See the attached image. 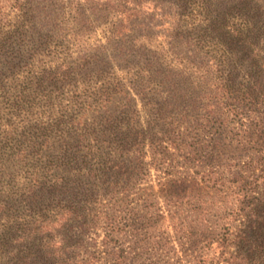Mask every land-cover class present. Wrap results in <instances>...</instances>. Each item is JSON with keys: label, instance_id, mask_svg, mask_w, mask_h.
Segmentation results:
<instances>
[{"label": "rangeland", "instance_id": "obj_1", "mask_svg": "<svg viewBox=\"0 0 264 264\" xmlns=\"http://www.w3.org/2000/svg\"><path fill=\"white\" fill-rule=\"evenodd\" d=\"M154 1H157V8L146 3L138 9L134 0H0V82L6 87L14 83L25 87L28 79L42 71L53 72L60 65L72 69L69 78L63 81L55 78L44 85L31 87L33 99L27 103L31 106L27 115L25 111L12 110L10 98L3 96L0 90V128L9 129V124L18 128L12 140L7 141L8 145L32 136L36 138L40 121L34 120L44 119L53 108L66 110V121L82 116L87 127L96 120L103 129V118H116L122 110L128 116L135 111L139 122L145 125L158 111V105L178 91L176 86L168 88L173 90L170 94L153 89L137 96L132 91L138 86L133 76L142 60L140 56L142 53L147 55V50L162 55L164 63L173 62L171 65L177 71L184 68L186 76L175 81L180 88L201 82L218 85L234 79L235 83L245 84L250 80L244 63L240 70L229 61L231 54L227 53L225 42H229L234 28L251 26L264 18L259 15L260 10L244 17L243 12L239 14L238 5L227 6L215 14L214 31L207 27L205 31L204 26L191 30L189 23L200 9V0H190L186 11L173 6L174 0ZM259 4L261 0L254 5ZM121 19L128 26L123 37L117 42H107L105 36L112 24ZM140 24L148 29L142 30ZM174 26L179 35L171 34ZM257 48H264V33L259 36ZM81 64L85 65L86 71L79 69ZM117 79H123L127 94L114 95L106 109L94 107L97 89L110 86ZM44 96L50 101L45 102ZM128 97L134 100H126ZM259 113L263 116L264 108ZM240 124L231 122L227 127L219 128L212 122L203 132H187L178 143V149H167L161 167L151 165L146 168L130 191L120 193L114 199L101 198L96 211L124 229L119 235L120 243L134 256L133 264H199L206 238L219 225L229 221L235 208L231 196L221 198L210 189L211 183L204 180L217 170L218 165L242 163L248 155H259L264 149V138L257 136V130L241 132L242 138H238ZM57 139H51V142L56 144ZM35 140L40 142L38 138ZM194 142H198L196 148L191 145ZM33 152L27 150L26 162L19 164L16 160L5 161L11 150L0 151L3 158L0 203L7 211L0 215V235L7 232L6 218L11 214H25L26 204L22 203L18 209L14 205L22 192L19 187L23 177L35 165L36 158L31 159ZM50 155L49 158L57 156L54 152ZM114 156L112 151L111 158ZM47 160L42 153L37 164L43 166ZM66 199L60 202L68 205ZM103 222L100 221L96 228L98 239L105 234ZM133 227L138 232L133 233ZM76 231L70 223L64 232L70 237ZM92 232L84 236L85 240L95 237ZM0 264H6L5 260L0 258Z\"/></svg>", "mask_w": 264, "mask_h": 264}, {"label": "trees", "instance_id": "obj_2", "mask_svg": "<svg viewBox=\"0 0 264 264\" xmlns=\"http://www.w3.org/2000/svg\"><path fill=\"white\" fill-rule=\"evenodd\" d=\"M189 1L174 0L173 6L186 11ZM257 1L200 0V9L193 15L190 29L204 26L205 31L206 27L214 31L212 21L216 20L215 14L227 6L234 8L238 5L239 14L243 12L244 17L253 15L257 10L264 17V0L255 7ZM134 2H137L138 9L146 3L157 5L154 0ZM197 16L199 19H196ZM194 21L199 23L194 24ZM112 25L105 36L110 43L122 38L128 27L122 19ZM262 26L264 18L251 26L236 27L229 36V42H225L227 53L231 54V64L238 65L240 70L245 64L243 67L248 70L250 80L245 84L231 79L218 85L201 82L180 88L175 81L186 76L184 68L175 70L171 65L173 62L164 63L165 59L155 51L147 50V55L141 52L142 60L133 76L138 86L132 91L141 96L146 90L151 92L156 89L168 94L173 93L169 87L174 89L176 86L178 90L174 97L170 95L158 105V111L145 125L139 122L135 111L128 116L122 110L116 118H103V129L99 128L96 120L87 127L82 116L66 121V110L53 108L44 119L34 120L40 121L36 138H25L9 146L7 141L12 140L18 128L11 124L9 129L0 128V151L11 150L5 161L25 163L27 150L34 151L31 159L36 158L34 167L23 177L19 187L22 192L14 205L18 209L22 203L26 204L25 214H11L6 218L7 226L4 227L7 232L0 235V258L6 264H133L134 256L120 243L119 235L124 233V229L96 211L101 198L114 199L118 194L130 191L146 168L151 165L161 167L168 154L167 149H178L184 134L203 132L209 123L215 122L219 128H225L231 122H240L242 126L238 138H242L241 132L248 133L250 129L257 130V136L264 138V115L259 113L264 108V48H257L259 36L264 33ZM140 27L148 29L147 26L143 28V24ZM172 28L171 34L179 35L178 30L176 32L178 28ZM79 67L86 71L84 64ZM71 71L69 66L60 65L56 71H42L28 79L25 87L15 83L6 87L0 82V90L3 96L10 98L12 110L20 113L22 110L27 115L31 108L27 103L33 99L31 87L44 85L55 78L63 81L69 78ZM123 79L97 89L93 106L106 109L114 95H126ZM139 85L142 87L139 88ZM44 98L45 102L50 101L47 96ZM125 99L134 100L132 97ZM56 137L58 141L54 144L51 139ZM37 138L42 139L38 142ZM197 144L194 142L191 145L196 148ZM112 151L115 156L111 158ZM50 152L57 156L49 158ZM42 153L49 160L40 166L37 163L42 159ZM2 159L0 156V164ZM217 167L204 181L211 183L210 189L221 198L231 196L235 208L229 221L219 225L206 238L204 255L198 263L264 264V149L259 155H248L242 163L220 164ZM64 198H67L68 205L60 202ZM5 208L0 203V215L7 212ZM103 220L105 234L98 239L96 228ZM70 223L77 231L69 237L64 231ZM91 231L95 237L85 240L84 236ZM132 232H138L137 228L133 227Z\"/></svg>", "mask_w": 264, "mask_h": 264}]
</instances>
